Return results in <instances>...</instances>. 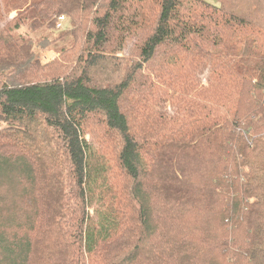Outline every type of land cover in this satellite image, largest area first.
Instances as JSON below:
<instances>
[{
	"label": "trees",
	"instance_id": "trees-1",
	"mask_svg": "<svg viewBox=\"0 0 264 264\" xmlns=\"http://www.w3.org/2000/svg\"><path fill=\"white\" fill-rule=\"evenodd\" d=\"M217 2L0 0V264H264V0Z\"/></svg>",
	"mask_w": 264,
	"mask_h": 264
},
{
	"label": "rangeland",
	"instance_id": "rangeland-1",
	"mask_svg": "<svg viewBox=\"0 0 264 264\" xmlns=\"http://www.w3.org/2000/svg\"><path fill=\"white\" fill-rule=\"evenodd\" d=\"M206 2L213 4V5H217L218 2L217 0H205ZM15 14H12L10 17H8V20L11 19ZM35 17V14L30 11L29 13H27L25 15V20L23 21V24L21 26V33H24L27 29V26L29 25V21ZM63 26H69V24H63ZM57 31H61V30H57ZM128 54V48L125 49L121 55L126 56ZM57 53L54 51V49L50 48V47H38V46H34L32 49V56H33V60H38V62H40L41 65H45V64H49L55 57H57ZM203 75L201 78L202 80L204 79ZM204 81V80H203Z\"/></svg>",
	"mask_w": 264,
	"mask_h": 264
},
{
	"label": "built area",
	"instance_id": "built-area-1",
	"mask_svg": "<svg viewBox=\"0 0 264 264\" xmlns=\"http://www.w3.org/2000/svg\"><path fill=\"white\" fill-rule=\"evenodd\" d=\"M64 21H65V20H64L63 17H59V18H58V21H57V23H56V29H57V30H61V29L64 28V26H63Z\"/></svg>",
	"mask_w": 264,
	"mask_h": 264
}]
</instances>
